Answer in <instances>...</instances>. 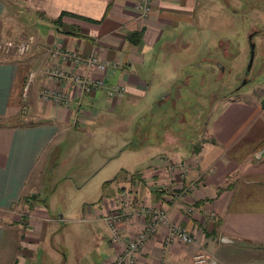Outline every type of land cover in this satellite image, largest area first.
Returning a JSON list of instances; mask_svg holds the SVG:
<instances>
[{
  "label": "crops",
  "instance_id": "obj_1",
  "mask_svg": "<svg viewBox=\"0 0 264 264\" xmlns=\"http://www.w3.org/2000/svg\"><path fill=\"white\" fill-rule=\"evenodd\" d=\"M13 1L19 4L18 14L23 8L35 16L27 24L26 14L15 26L34 27L29 49L16 58L0 57V211H12L21 198L26 208L21 213L24 217L0 222V264H38L36 254L43 248L50 250L56 262L55 252L61 250L45 240L47 221L53 216L40 194L47 149L79 127L92 134L100 121L108 130L133 121L135 135L139 131L154 134L153 105L168 97L179 81L184 84L187 65L199 67L202 48L210 51L207 44L218 47L225 38L228 42L225 30L235 31V13L240 11L241 17L250 9L264 13V1L151 0L150 10L143 15L137 0ZM9 6L0 0V18L9 13ZM58 15L60 22L55 24L51 19ZM250 21L242 29L248 30ZM218 26L227 29L217 34ZM7 30L6 35L13 33ZM55 47L95 52L108 61L105 68L88 69L92 77L102 78V84L82 94L79 109L75 100L57 104L38 95L42 69L60 61L50 56ZM211 57L217 62L221 58ZM63 62L69 69L71 63ZM31 67L37 69L35 79L23 95ZM77 70L87 71L79 66ZM115 83L125 85L124 90L108 96L106 90ZM21 108L23 117L30 120L11 123ZM217 110L210 117V136L198 143V149L187 147L182 135L173 136L166 129L161 136L144 135L146 140L131 144V154L145 153L144 161L135 169L119 168L104 178L103 196L94 203L102 204L86 206L87 219L100 220L104 211L116 205V195L127 193L130 206L157 204L194 236L189 242L176 238L165 245L166 228L160 226L144 241L136 264H193L197 251L212 256L214 264H264V106L229 98ZM89 123L94 125L91 130ZM126 142L114 154L105 152L107 160L124 151ZM30 194L34 201H25ZM189 206L192 212L186 209ZM120 224L125 237L142 228L135 216ZM103 233L104 243L100 240L96 245L97 264H106L117 251L109 232Z\"/></svg>",
  "mask_w": 264,
  "mask_h": 264
},
{
  "label": "rangeland",
  "instance_id": "obj_2",
  "mask_svg": "<svg viewBox=\"0 0 264 264\" xmlns=\"http://www.w3.org/2000/svg\"><path fill=\"white\" fill-rule=\"evenodd\" d=\"M3 1L10 6L9 9L7 8L9 13L0 18V39H12L14 42H19L23 38L31 37L34 27L25 25V27L22 26V30L20 27L15 28L18 20H23V17L26 19L28 12L26 13L22 8L18 14V2ZM233 1L235 4L238 3L237 0ZM259 1L264 0H254L255 3ZM245 8L247 9L246 5ZM243 15L244 19L240 11L234 14L235 20L232 22L234 32L225 30L228 42L225 43V38L223 44L218 47L207 44L210 45L208 49L210 51L202 48L200 55H203V58L199 67L187 65V73L183 77L184 84L179 81V86L174 91L171 89L168 92L170 97H166L160 104L153 105L154 134L151 131L149 133L139 131V136L135 135L133 121H130L129 125L118 124L109 130L100 121L95 122L97 128L92 134H87L86 128L79 127L74 134L72 132L67 134L61 142L47 149L48 152L44 155L43 161V164L44 162L46 164L42 166L43 170L40 174V194L45 196L48 214L53 216V219L47 221L49 232L45 240L49 246H57L61 251L55 252L57 261L54 262L50 250L43 248L42 252L36 254V263L97 264L99 257L96 255V245L98 246L100 240L102 244L104 243L103 232L105 230L108 233L111 227L100 218V220H88L85 209L87 205L91 206L95 201H99L100 196H103L104 178L111 177L112 173L119 168L135 169V165H140L144 161L145 153L131 154V144L143 140L144 135L149 138L154 135L161 136L159 133L166 129L173 136L182 135L187 147L198 149L201 146L198 143L210 136L208 132L211 124L210 117L218 111L217 109L224 100L229 98L244 100L249 105L259 103L264 96V13L250 9L245 10ZM34 16V13L29 12L27 24ZM250 18L248 30L242 29L243 25L247 26ZM224 27L226 26H218L215 32L222 34L221 29ZM6 29L13 33L6 35L4 33ZM249 33L255 45L252 48L253 57L248 64L251 47L247 37ZM22 54L16 52L13 46H10L6 52L0 49V57L3 58H16ZM213 55L221 57L219 63L211 57ZM35 67L30 69H35ZM51 83L56 85L54 82ZM24 113L25 111L21 108L15 116L13 115L11 123H24L30 120L23 117ZM141 124L144 127L148 126L142 121ZM88 125L89 130L92 126L94 127L93 124ZM126 140L128 144L124 151L107 160L105 156H108V153L117 152L118 147H123ZM120 194L121 192L116 196L120 197ZM21 199L23 201L21 200L20 205H16L12 211H0L1 223L8 222L11 217L21 216V213L25 212L24 198ZM34 199L35 197L31 194L25 196V201H34ZM118 202L117 199L116 203ZM29 252L27 253L30 254Z\"/></svg>",
  "mask_w": 264,
  "mask_h": 264
},
{
  "label": "built area",
  "instance_id": "obj_3",
  "mask_svg": "<svg viewBox=\"0 0 264 264\" xmlns=\"http://www.w3.org/2000/svg\"><path fill=\"white\" fill-rule=\"evenodd\" d=\"M151 0H137V5L141 14H146L150 10ZM32 42L31 37L21 39L19 42H14L12 39L2 40L0 39V49L5 51L10 46L15 47L16 52L22 54L29 49ZM51 57H59V62H50L46 67L42 69V74L45 78L42 84L39 86L38 95L42 100H52L57 104L66 103L71 104L74 100L78 104L81 103V97L83 93L91 90L92 88L99 87L102 84V78L92 77V74L88 73V69L98 70L105 68L108 65V61L99 57L95 52H87L85 54L80 53L77 50H66L65 48H52ZM64 60L71 63L69 69H66ZM84 67L86 73H79L77 67ZM37 69H31L27 71L26 79L23 82V95L28 92V88L35 79V73ZM64 80L66 84L59 85V82ZM56 83L54 85L53 83ZM125 85H117V83L111 85L106 90L108 96L120 95L124 90ZM171 165V164H170ZM179 168L183 171L186 166L183 163L178 164ZM172 167V166H171ZM185 186L181 188V192L186 191ZM190 187V186H189ZM184 190V191H183ZM117 197L119 200L111 210L104 211L103 221L110 225L109 239L110 243L116 245V252L112 258H110L106 264H136L137 253L141 250L145 240L149 239L158 227L164 226L166 228V237L164 240L165 245H168L172 239H179L186 242L191 241L194 236L190 234L184 225L178 224L172 221L168 215V211L160 207L159 205L148 204L147 202L139 204L138 206H130V196L128 194H120ZM192 212L193 207L186 208ZM210 216L213 214L208 212ZM139 217L141 220L142 228L136 232L125 237L121 230V222L128 221L131 217ZM193 264H214L215 259L208 254L202 252H195L193 256Z\"/></svg>",
  "mask_w": 264,
  "mask_h": 264
},
{
  "label": "water",
  "instance_id": "obj_4",
  "mask_svg": "<svg viewBox=\"0 0 264 264\" xmlns=\"http://www.w3.org/2000/svg\"><path fill=\"white\" fill-rule=\"evenodd\" d=\"M248 39H249V41H250V44H251V47H250V59H249V62H248V64L250 63V61H251V59H252V57H253V53H252V48L254 47V42L252 41V39H251V37H250V33L248 34ZM263 150V148L261 149V150H258L257 152H256V155H258L259 156V154H260V152Z\"/></svg>",
  "mask_w": 264,
  "mask_h": 264
},
{
  "label": "trees",
  "instance_id": "obj_5",
  "mask_svg": "<svg viewBox=\"0 0 264 264\" xmlns=\"http://www.w3.org/2000/svg\"><path fill=\"white\" fill-rule=\"evenodd\" d=\"M62 12V11H61ZM63 14V13H62ZM61 15V14H60ZM60 15H58V17H56V18H54V19H51L52 20V22L53 23H55V24H58V22H60ZM260 104L262 105V106H264V96H263V98H261L260 99ZM44 200V199H43Z\"/></svg>",
  "mask_w": 264,
  "mask_h": 264
},
{
  "label": "flooded vegetation",
  "instance_id": "obj_6",
  "mask_svg": "<svg viewBox=\"0 0 264 264\" xmlns=\"http://www.w3.org/2000/svg\"><path fill=\"white\" fill-rule=\"evenodd\" d=\"M103 215H104V213H103V214H102V215L99 217V218H100V219H102V220H103V218H102V217H103Z\"/></svg>",
  "mask_w": 264,
  "mask_h": 264
}]
</instances>
